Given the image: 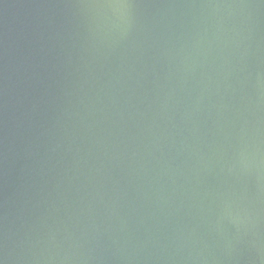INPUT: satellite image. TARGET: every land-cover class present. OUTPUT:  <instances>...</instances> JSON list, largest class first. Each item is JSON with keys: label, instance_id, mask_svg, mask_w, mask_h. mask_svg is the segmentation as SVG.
I'll return each instance as SVG.
<instances>
[{"label": "water", "instance_id": "1", "mask_svg": "<svg viewBox=\"0 0 264 264\" xmlns=\"http://www.w3.org/2000/svg\"><path fill=\"white\" fill-rule=\"evenodd\" d=\"M0 264H264V0H0Z\"/></svg>", "mask_w": 264, "mask_h": 264}]
</instances>
